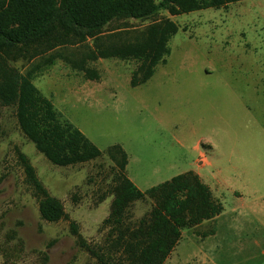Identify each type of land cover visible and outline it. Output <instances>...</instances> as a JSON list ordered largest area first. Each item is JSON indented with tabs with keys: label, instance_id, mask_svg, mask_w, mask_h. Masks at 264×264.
Segmentation results:
<instances>
[{
	"label": "rangeland",
	"instance_id": "rangeland-1",
	"mask_svg": "<svg viewBox=\"0 0 264 264\" xmlns=\"http://www.w3.org/2000/svg\"><path fill=\"white\" fill-rule=\"evenodd\" d=\"M163 18L179 26L170 54L137 85L133 59L87 61L99 79L73 66L92 38L9 60L22 73L40 66L34 84L102 155L71 166L52 163L21 130L16 105L0 102V264H100L78 246L69 224L77 221L88 242L103 244L117 170L108 155L114 144L126 150L127 176L141 190L198 171L223 205L216 219L183 230L165 264H264V0L178 15L161 9L148 19L113 20L103 30L133 36ZM20 151L69 219L41 217ZM152 206L150 199L133 202L130 220Z\"/></svg>",
	"mask_w": 264,
	"mask_h": 264
},
{
	"label": "trees",
	"instance_id": "trees-1",
	"mask_svg": "<svg viewBox=\"0 0 264 264\" xmlns=\"http://www.w3.org/2000/svg\"><path fill=\"white\" fill-rule=\"evenodd\" d=\"M237 1L241 0H0V102L16 105L21 130L52 163L71 166L94 160L102 151L64 118L34 84L40 66L22 73L10 61L20 56L32 59L46 50L92 38V46L73 66L88 78L99 79L97 69L85 66L87 61L133 59L138 65L131 84L137 85L146 82L156 66L166 61L169 40L179 26L171 18H163L127 36L124 30L105 34L103 29L108 23L116 19H148L161 9L178 15ZM18 155L38 199L41 217L50 222L69 219L63 201L45 187L30 158L21 151ZM108 155L117 170L110 189V212L102 222L107 230L103 244L88 242L77 221L70 220L69 224L78 246L100 264H165L184 229L214 219L223 210L210 186L195 171L177 174L143 191L127 176L126 150L114 144L108 148ZM146 199L153 201L152 208L131 221V204ZM214 233L212 229L199 235Z\"/></svg>",
	"mask_w": 264,
	"mask_h": 264
},
{
	"label": "crops",
	"instance_id": "crops-1",
	"mask_svg": "<svg viewBox=\"0 0 264 264\" xmlns=\"http://www.w3.org/2000/svg\"><path fill=\"white\" fill-rule=\"evenodd\" d=\"M202 158L203 159H205V157H203L202 156ZM197 174H199V176L201 177V179L205 182V183H207L209 186H210V184L208 183V182H206L205 180H204V177H203V174L202 173H200V172H198V171H195ZM130 178V177H129ZM132 180V179H131ZM133 181V180H132ZM134 182V181H133ZM135 183V182H134ZM139 188V187H138ZM210 188H211V186H210ZM217 201H219L220 202V200H217ZM224 209V208H223ZM220 215V214H219ZM218 215V216H219ZM218 216H216L214 219H216ZM214 219H210V220H206V221H212V220H214ZM206 221H204V222H202L201 224H204ZM201 224H199V225H201ZM199 225H197V226H199ZM196 227V226H195ZM172 254H170V256H171ZM169 258V257H168ZM167 258V259H168Z\"/></svg>",
	"mask_w": 264,
	"mask_h": 264
}]
</instances>
